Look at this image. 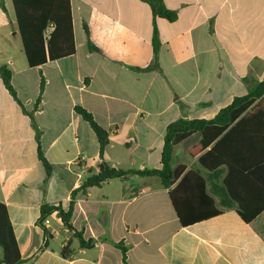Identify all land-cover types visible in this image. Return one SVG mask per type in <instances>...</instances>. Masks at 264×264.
Masks as SVG:
<instances>
[{"label":"crops","instance_id":"obj_1","mask_svg":"<svg viewBox=\"0 0 264 264\" xmlns=\"http://www.w3.org/2000/svg\"><path fill=\"white\" fill-rule=\"evenodd\" d=\"M69 1L74 53L33 68L13 53L18 38L24 56L11 0H3L5 12L0 7V67L10 70L26 111L33 110L40 74L45 80L34 121L51 166L48 177L30 120L0 78V202L20 264H124L119 244L126 248L127 264H264V209L249 223L235 208L185 227L179 223L169 197L177 185L184 216L206 217L212 211L206 195L220 208L211 189L227 168L221 166L223 175L214 178L198 163L213 144L189 155L199 133L173 147L171 167L185 169L171 187L156 176L110 180L76 195L71 231L56 211L47 216V227L39 225L41 205L67 211L71 193L101 163L97 138L74 107L85 109L107 131L104 162L124 171L158 169L171 122L211 120L246 95L249 81L264 78V0H162L175 11L173 22L153 18L140 0ZM153 23L159 68L141 71L153 59ZM88 40L96 50L88 49ZM224 149L238 159L239 191L258 199L255 206L263 205L264 127L247 123ZM188 171L204 179L205 195ZM248 172L252 175L244 179ZM74 232L92 245L81 249Z\"/></svg>","mask_w":264,"mask_h":264},{"label":"trees","instance_id":"obj_2","mask_svg":"<svg viewBox=\"0 0 264 264\" xmlns=\"http://www.w3.org/2000/svg\"><path fill=\"white\" fill-rule=\"evenodd\" d=\"M146 3L152 13L153 18L159 17L173 22L176 19L175 11H171L165 7L162 0H140ZM16 27L19 33L23 54L30 68L40 66L47 61H54L60 58L70 56L74 53L73 32L71 25V11L69 0H11ZM0 7L5 12L3 0H0ZM86 35L88 36L85 27ZM153 59L151 63L141 71L157 70L158 54L160 43L158 34L153 23V33L151 39ZM89 50H96L87 41ZM0 78L3 86L20 107L21 111L28 116L34 131L36 142L37 157L42 164L46 177L51 173V166L45 159L40 145L41 131L34 121V112L39 108L42 94L45 87V80L40 74L38 95L35 100L33 110L28 112L19 101L16 91L11 84V72L6 66L0 67ZM181 110L184 106L180 105ZM76 115L86 121L93 133L95 134L99 144V157L101 163L96 172L89 170L87 176L82 181L79 188L71 193V201L67 211L61 205L50 206L43 204L40 207L39 225L53 211L63 222L65 228L72 230L70 218L73 203L76 195L84 196L89 189L99 187L104 182L114 179H125L128 176L137 175L141 177L156 176L165 188L171 187L177 178L182 174L185 167L178 166L175 169L171 167V159L173 147L194 133H199L201 139L199 143L189 149L190 156L204 151L211 144L212 147L198 158V163L206 171L212 173L214 178L223 175L220 170L221 166L227 168V173L220 182L215 185L211 192L218 199L219 209L213 207L211 197L205 196L212 211L204 216L187 217L180 211L175 195L178 191V185L169 193L171 203L173 205L176 216L181 226L185 227L202 218H210L221 213L222 209L235 208L237 215L244 223L251 222L263 209L264 204L255 206L256 198L245 197L235 182L239 176L237 169V158H234L228 152H225V145L231 137L237 135L238 131L247 123H257L264 127V78L261 81H249L247 83L246 95L234 98L230 105L221 109L219 113L211 120L193 119L187 120L179 118L171 122L165 129L163 137V146L160 154V167L158 169L143 170H120L110 166L102 160L103 152L109 143L108 133L101 128L93 119L92 115L80 106L74 107ZM264 158V154L262 156ZM243 174V173H241ZM187 176H195L198 179L201 191L206 192L205 181L194 171H188ZM252 173H246L244 179H248ZM185 179V178H184ZM74 237L78 239L81 249L88 248L92 245V240L83 239L80 233L74 232ZM118 247L122 253V260L126 262V248L122 244ZM64 248L62 255H65ZM0 264H20V254L15 241L11 223L7 214L6 206L0 202Z\"/></svg>","mask_w":264,"mask_h":264},{"label":"rangeland","instance_id":"obj_3","mask_svg":"<svg viewBox=\"0 0 264 264\" xmlns=\"http://www.w3.org/2000/svg\"><path fill=\"white\" fill-rule=\"evenodd\" d=\"M19 41L20 40L18 38L13 39V47H12L13 53L17 59L20 58V59L24 60V56H22L20 53H18L19 49H20V42Z\"/></svg>","mask_w":264,"mask_h":264},{"label":"built area","instance_id":"obj_4","mask_svg":"<svg viewBox=\"0 0 264 264\" xmlns=\"http://www.w3.org/2000/svg\"><path fill=\"white\" fill-rule=\"evenodd\" d=\"M49 221L45 218L42 222H41V226L42 227H47Z\"/></svg>","mask_w":264,"mask_h":264}]
</instances>
